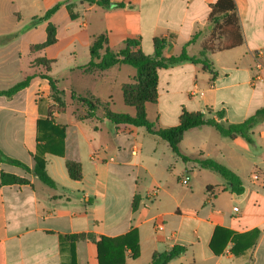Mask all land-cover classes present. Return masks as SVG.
<instances>
[{
    "label": "crops",
    "instance_id": "obj_1",
    "mask_svg": "<svg viewBox=\"0 0 264 264\" xmlns=\"http://www.w3.org/2000/svg\"><path fill=\"white\" fill-rule=\"evenodd\" d=\"M58 1L0 0V91L32 77L13 97L0 96V149L29 168L37 151L36 123L46 119L53 104L48 81L38 76L44 68L34 64L40 51L31 50L45 41L47 23L31 21ZM109 1L122 6L73 3L78 14L73 21L62 6L49 20L56 38L59 17L66 32L82 18L88 48L99 35L106 36L111 50V41L122 45L126 39H138L143 54L153 56V39L161 38L166 41L164 57L178 55L183 47L189 56L198 57L215 35L209 13L217 0ZM232 1L241 43L206 54L214 76L190 62L160 69L152 119L145 105L146 118L156 128L176 126L183 110L207 117L223 112L221 122L239 124L264 109V0ZM231 41L224 34L213 43ZM121 66L127 65L91 74L84 73L83 66L78 69L102 84L115 79ZM135 77L120 82V88ZM96 84L88 96L105 104L96 91L106 87ZM97 111L87 118L86 108L75 102L73 119L63 122L58 119L65 111H53L54 125L64 128L63 154L46 153L43 159L55 188L20 168L0 164V173L28 181L0 185V264H70L65 237L117 238L133 230L139 254L132 259L126 251L124 264H152L155 255L173 247L184 252L167 264H264V121L251 130L250 143L201 126L186 131L178 145L183 155L201 154L231 170L244 189L235 195L215 172L180 161L165 141L143 128L114 126L103 118V109L101 117ZM78 112L80 117L74 114ZM67 161L80 163V181L69 178ZM252 231H257L254 237ZM233 236H238L235 241ZM72 246L75 264H98L93 241L78 240Z\"/></svg>",
    "mask_w": 264,
    "mask_h": 264
},
{
    "label": "trees",
    "instance_id": "obj_2",
    "mask_svg": "<svg viewBox=\"0 0 264 264\" xmlns=\"http://www.w3.org/2000/svg\"><path fill=\"white\" fill-rule=\"evenodd\" d=\"M81 1L89 5L95 4L104 8H117L122 6L121 4L111 3L109 0ZM62 6L66 8L71 21L78 18V14L74 12V5L71 3V0H62L56 2L49 9H47L41 17H34L32 19V25L40 22H46L47 24L45 29V41L40 45L32 47L31 50L42 51L57 42L55 26L51 24L49 20L51 16H53ZM234 10L235 5L232 0H217L216 3L211 7L209 21L211 24H213L212 32L213 34L215 32V35H213L209 42L203 46L198 57L189 56L185 47L181 49V52L178 55L164 57L162 52L166 46V41L161 38L153 39V56H147L143 54L140 47V41L138 39L124 40L122 43V48L118 51H113L109 48L105 35H99L92 41L89 47V60L85 66L81 67V70H83L84 73L91 74L93 72H103L116 65H127L136 69L137 74L134 82L124 84L121 87L123 102L126 106L135 110L134 116L112 113L106 109L108 106L107 104H102L91 96L75 97L74 95H71V98L75 99L80 105L86 108L87 118L94 117L95 112L102 108L104 111L103 118L114 126L125 125L132 128H143L149 135L158 137L159 139L165 141L169 145L171 152L177 156L180 161L183 163L193 162L201 169L215 172L224 182L227 183V190L231 194H242L244 191L242 183L231 170L212 159L201 158V154H198L194 157L183 155L179 152L178 145L186 131L201 126H209L214 128L222 137H240L247 143H250L251 130L258 123L264 121V109H258L254 115L239 124H225L221 122L223 118V112H217L213 117H207L203 112L192 113L183 110L176 126L163 129L156 128L153 123L149 122L145 113L146 104H156L157 102L156 89L158 83V71L160 69L190 62L200 65L204 71L209 72L212 76L215 75L211 70V64L206 57V54L215 50L219 51L230 49L238 46L241 43L238 19L232 13ZM224 34H228L232 38V41L229 44H223L219 46L214 45L213 41L217 40ZM194 38L195 36H193V39ZM51 63L52 61H48L45 58H40L34 63L43 66L44 68V73L38 76L48 81L52 94L51 101L53 104L48 109L46 119L38 120L36 123L38 144L36 154L33 156V167L29 168L20 160L5 155L1 149L0 164H6L20 168L27 174L36 178L43 185L49 188H55V182L47 175L45 171V162L43 156L46 153L58 156L63 154L64 128L54 125L52 113L53 111L62 113L65 111L66 107L63 101V91H59L57 89L55 81L47 74L50 70L49 67ZM31 78V76H27L24 80L16 83L12 87L6 90H1L0 96L8 99L13 97L16 93L29 85ZM60 105L61 107H59ZM74 114L77 117L81 116L80 112ZM65 167L71 180L77 182L82 179L80 163L67 161L65 163ZM6 184L23 185L28 184V181L18 178L14 175L1 172L0 185ZM88 202L91 203L93 200L90 199ZM220 230L221 229H216V232ZM256 234L257 231H252L249 235H253L254 237ZM236 237L238 236H233V241H235ZM65 240L70 243V264H75V253L72 244L78 240H89L95 243L98 264H124L126 251H130V256L132 259H136L139 254L137 232L134 230L117 238H108L104 236H93L87 234L68 236L65 237ZM183 252L184 248L173 247L168 251L155 255L152 259V264H167L169 261L180 256ZM241 252L242 251H233L235 255H239Z\"/></svg>",
    "mask_w": 264,
    "mask_h": 264
},
{
    "label": "rangeland",
    "instance_id": "obj_3",
    "mask_svg": "<svg viewBox=\"0 0 264 264\" xmlns=\"http://www.w3.org/2000/svg\"><path fill=\"white\" fill-rule=\"evenodd\" d=\"M77 1L81 0H71V3H75ZM57 22V24H59L57 42L54 45L37 52L35 55L38 58H45L48 61L53 62L50 64V70L47 74L55 81L60 90L65 91L63 101L66 110L65 113L62 114L61 118L58 119V122H63V120L69 121L73 119V105L77 101L72 99L71 95H74L75 97H88V92L94 88V85L98 82L94 81V78L90 76L81 74L78 69L79 67L84 66L89 60V35L83 29V26H81L82 18H80L79 22H72L69 26V31L67 32L64 31L62 25L63 20L60 17L57 19ZM215 45L219 46L216 43ZM110 46H112L111 48L114 51L122 48V45H117L115 41H111ZM121 69L120 74L115 76V79L109 77L108 80H105L102 84H96V86L101 85L106 87V90L102 87H100L101 89L97 88V96H100L101 101L108 105L106 109L110 112L134 116V109L126 106L123 102L119 84L120 82H132L131 78L136 76L137 72L136 69L131 66H121ZM152 105L153 104L147 105L149 117L151 119L156 113V107ZM59 107H61V105ZM102 113V109L97 111V115L99 117H101Z\"/></svg>",
    "mask_w": 264,
    "mask_h": 264
},
{
    "label": "built area",
    "instance_id": "obj_4",
    "mask_svg": "<svg viewBox=\"0 0 264 264\" xmlns=\"http://www.w3.org/2000/svg\"><path fill=\"white\" fill-rule=\"evenodd\" d=\"M252 178H253V179H256L257 176H256V175H253ZM155 193H156V190L152 191V193L147 197V201L151 200V199L155 196ZM156 229H157V230H162V226L156 224Z\"/></svg>",
    "mask_w": 264,
    "mask_h": 264
}]
</instances>
